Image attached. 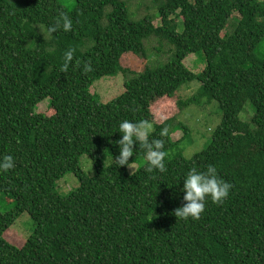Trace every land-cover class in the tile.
Returning a JSON list of instances; mask_svg holds the SVG:
<instances>
[{"label": "trees", "instance_id": "obj_1", "mask_svg": "<svg viewBox=\"0 0 264 264\" xmlns=\"http://www.w3.org/2000/svg\"><path fill=\"white\" fill-rule=\"evenodd\" d=\"M66 1L0 0V158L16 164L0 172V192L16 201L0 209V264H264V0H155L158 15L141 17L131 15V0ZM61 13L72 30L49 32ZM192 53H202L200 72L185 63ZM149 54L162 61L151 64ZM119 73L121 95L105 103L91 91ZM195 80L197 93L180 96ZM48 97L52 113L38 112ZM164 99L180 112L219 105L220 124L191 158L181 148L190 127L178 115L156 120ZM125 119L154 124L164 172L147 170L138 142L129 164H107L119 155ZM85 153L94 176L81 166ZM210 164L232 183L229 197L208 199L199 219L178 218L184 177ZM69 172L80 185L61 195L58 180ZM23 212L36 225L17 247L5 232Z\"/></svg>", "mask_w": 264, "mask_h": 264}, {"label": "rangeland", "instance_id": "obj_2", "mask_svg": "<svg viewBox=\"0 0 264 264\" xmlns=\"http://www.w3.org/2000/svg\"><path fill=\"white\" fill-rule=\"evenodd\" d=\"M63 3L70 5L66 0ZM74 6V3L71 7ZM130 13L134 17H141L148 13L158 15L157 4L155 0H131L129 3ZM157 24L160 23L159 18L156 20ZM180 29L182 30V22H180ZM260 52L264 53V46L260 48ZM149 62L154 64L155 61L162 59L156 55L149 54ZM202 53H192L187 55L185 59L186 65L195 72H200L205 65L204 59L201 57ZM131 57V56H130ZM129 64V63H128ZM142 65H138L134 68H141ZM200 88V82L198 80L193 81L190 84L183 85L179 90L180 96L186 98L197 93ZM124 75L119 73L114 76H103L99 80L95 81L91 87V91L97 93L103 102L107 103L124 92ZM50 98L43 99L37 106L38 112H47L51 114L49 108ZM252 105L247 104L244 112L241 114L244 120L250 119L252 115ZM154 115L159 122L165 119L178 115L179 119L184 121L191 130V134L186 138L185 142L181 145L183 149V155L187 158H191L195 153L201 151L205 145L212 139L214 129L220 124L222 119V113L217 102L202 105H192L187 110L180 112L175 106V102L172 99H164L156 104L154 108ZM152 124V123H151ZM154 130V124H152L151 132ZM183 132L175 133L173 138L177 140L181 137ZM147 161V159H144ZM145 161L133 163L129 166L130 173H134L139 165ZM107 164L113 162V157L110 156L107 159ZM80 163L85 172L89 176L96 174V168L92 162L91 157L88 154H83L80 158ZM80 185L79 178L73 173L69 172L61 179L58 180L57 189L59 194L67 195L69 192L76 190ZM15 199L0 192V209L2 212H8L15 208ZM35 221L28 212H23L16 222L9 227L5 232L6 239L17 247L22 246L35 229Z\"/></svg>", "mask_w": 264, "mask_h": 264}, {"label": "clouds", "instance_id": "obj_3", "mask_svg": "<svg viewBox=\"0 0 264 264\" xmlns=\"http://www.w3.org/2000/svg\"><path fill=\"white\" fill-rule=\"evenodd\" d=\"M73 28L72 19L67 13H61L54 25L49 27V32L63 30L71 31ZM74 49H68L64 53L63 68L66 71L73 60ZM84 70L90 71L91 66L85 64ZM152 124L147 120L133 121L125 119L120 122L118 131L122 134L116 141L119 145V155L115 158L114 164L117 167L129 164L130 158L136 153L137 142L140 148L145 150L147 159L146 168L149 172L158 170L165 171V155L163 141L151 137ZM161 136L167 135V129H162ZM15 158L6 155L0 158V172L14 169ZM233 185L219 175L215 165H208L205 170L196 168L190 169L184 177L183 200L184 204L175 210V215L182 219H199L205 211L206 203L210 199L213 203L222 204L230 195Z\"/></svg>", "mask_w": 264, "mask_h": 264}]
</instances>
